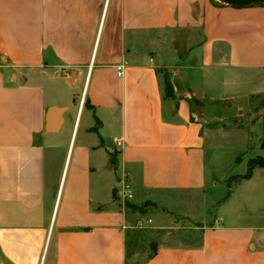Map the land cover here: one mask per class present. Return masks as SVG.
<instances>
[{"label": "crops", "instance_id": "crops-1", "mask_svg": "<svg viewBox=\"0 0 264 264\" xmlns=\"http://www.w3.org/2000/svg\"><path fill=\"white\" fill-rule=\"evenodd\" d=\"M174 60L198 69L206 91L186 83L180 92L173 73L175 98H164L160 70ZM218 82L215 97L208 89ZM259 93L264 5L0 0V264H124L138 211L115 202L122 174L144 204L203 189L206 148L213 167L222 136L199 106ZM240 197L250 205L249 192ZM195 236L159 243L143 264H264V210L249 223L217 214Z\"/></svg>", "mask_w": 264, "mask_h": 264}, {"label": "rangeland", "instance_id": "rangeland-1", "mask_svg": "<svg viewBox=\"0 0 264 264\" xmlns=\"http://www.w3.org/2000/svg\"><path fill=\"white\" fill-rule=\"evenodd\" d=\"M183 35L181 32L175 33L174 41ZM177 60L170 64V68L160 70L162 77L168 74L171 78L174 73L180 92L185 90L186 83L189 87L195 83V87L199 86L206 91V88L201 86L204 80H201L198 69L188 71L186 70V62L177 63ZM216 80L217 78L213 82ZM211 85L208 93L218 97L216 91L220 89L219 82L218 84L211 83ZM199 97H201L200 93L198 94ZM194 98L190 101L192 104H195ZM214 102L204 100L199 106L201 112L199 119L205 127L217 130L218 136H222L219 140L216 139V142L221 145L217 150L221 153H218L217 164L213 167V152L210 147L207 146L206 148L209 172H207L205 187L199 191L162 192L159 194L160 200L152 201L153 203L149 201L147 205H144L143 202L139 203L138 198L129 201L138 203L137 207H142L144 210V212L132 214L133 219L129 222L130 228L138 229V220L143 222L147 219L151 220L150 223H143L144 225L140 228V230L146 231L144 237L145 243L148 245L151 242L155 243L156 248L159 243L189 245L196 242L195 234L202 225L215 224L217 214L224 219L225 224L249 223L256 211L263 212L264 210V168L257 170L251 183H245L240 187L243 192H249L252 196L249 200L251 202L249 206L243 204L240 197L242 191L236 193L228 204L221 203L228 192L244 181L237 182L235 176L246 172L247 160L257 155L264 156V148L262 147L264 139V93L247 95L239 100L235 99V102L228 107H225L220 100ZM238 154H240V161L236 162L235 159ZM112 183H117L115 176H113ZM115 202L120 204L124 202L119 190ZM150 250V247L149 249H135L131 260L144 261Z\"/></svg>", "mask_w": 264, "mask_h": 264}, {"label": "trees", "instance_id": "trees-1", "mask_svg": "<svg viewBox=\"0 0 264 264\" xmlns=\"http://www.w3.org/2000/svg\"><path fill=\"white\" fill-rule=\"evenodd\" d=\"M213 4L215 5H230V6H235V7H250V6H255L257 3H260L259 5H264V0H219V2H216L214 0H211ZM159 71V70H158ZM163 81V91H164V98H175L174 92H173V85L171 82V78L168 74H165L162 77ZM263 148H264V139H263ZM236 162L240 161V154L235 159ZM256 167H264V156H255L251 157L247 160V169L244 174L241 175H236L235 179L237 182L246 180L251 177L253 169ZM116 190L113 189L112 194L114 195V192ZM229 192L227 193V195ZM226 195V196H227ZM225 196V197H226ZM149 202L146 201L144 205H147ZM126 208H130L132 210H136L138 212H144L142 207H137L134 206L128 202H125ZM132 229V230H130ZM145 234L146 231L140 230V228L135 229L134 227L130 228L128 227L127 230L125 231V261L124 264H143L146 262L148 259H150L153 256V252L150 250L148 252V255L146 259L142 262L139 261H132L131 256L135 252V249H144L147 248L149 249L148 243H145ZM145 243V244H143Z\"/></svg>", "mask_w": 264, "mask_h": 264}, {"label": "built area", "instance_id": "built-area-1", "mask_svg": "<svg viewBox=\"0 0 264 264\" xmlns=\"http://www.w3.org/2000/svg\"><path fill=\"white\" fill-rule=\"evenodd\" d=\"M122 68L123 65L119 64L116 66V74L119 76L122 73ZM114 141L116 142L117 145H120V140L117 139L116 137H114ZM120 189H119V194L121 195V199L125 202L130 201L133 199V191H132V186L128 180V177L125 173L122 174L121 178H120ZM151 220L147 219L146 221H141L138 220L137 221V227L141 228L145 223H150ZM144 223V224H143Z\"/></svg>", "mask_w": 264, "mask_h": 264}, {"label": "water", "instance_id": "water-1", "mask_svg": "<svg viewBox=\"0 0 264 264\" xmlns=\"http://www.w3.org/2000/svg\"><path fill=\"white\" fill-rule=\"evenodd\" d=\"M260 3H257L256 5H259ZM149 247L151 248L152 252H155L156 251V245L154 242H151L149 244Z\"/></svg>", "mask_w": 264, "mask_h": 264}]
</instances>
